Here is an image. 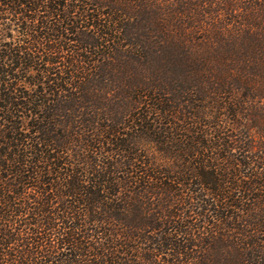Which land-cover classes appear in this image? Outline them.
<instances>
[{"label":"trees","instance_id":"1","mask_svg":"<svg viewBox=\"0 0 264 264\" xmlns=\"http://www.w3.org/2000/svg\"><path fill=\"white\" fill-rule=\"evenodd\" d=\"M12 16L80 47L48 102L0 95L48 107L34 142L0 126V264H264V0H0Z\"/></svg>","mask_w":264,"mask_h":264},{"label":"rangeland","instance_id":"2","mask_svg":"<svg viewBox=\"0 0 264 264\" xmlns=\"http://www.w3.org/2000/svg\"><path fill=\"white\" fill-rule=\"evenodd\" d=\"M56 21L55 19H52ZM39 22V21H36ZM39 33L36 35H41L40 29ZM33 31H35L33 29ZM43 32H48L50 29H42ZM46 44L53 45L57 47H65L69 46L73 51H67L66 48H63L60 55V62L56 64H52L47 62V56L49 51H37L36 48L39 46L43 48ZM80 47V43L71 38L64 37H53L52 39L46 40L45 38L40 39H31L25 30L21 29L18 24L15 22V18L7 17L0 21V95H6L10 98V102L13 103L12 106L18 105V103L36 101L40 103V99L46 100L50 98L51 90L49 89V85L45 83L50 78H57V74L62 72L64 74L67 63V58L71 55L76 54V48ZM11 48L16 49V52L21 50V52H29L31 55L35 56V60L26 65V64H18L12 63L10 58H6V54L11 52ZM81 51V50H80ZM79 51V52H80ZM10 71L9 73H4L3 71ZM56 73L51 74L50 73ZM51 76V77H49ZM70 80L67 81L65 86L68 89H75V85L70 84ZM77 82V80H75ZM74 86V87H73ZM53 95V92L52 94ZM64 95H68V91H64ZM9 105V101L6 102L4 100L0 101V126L1 129L7 128L10 129L14 125H19L21 133L25 135H29L30 142H34L33 139L39 140V133L34 134L35 125H40L42 118L47 114L48 107L38 108L37 114L32 113L31 111L21 109L18 111L16 109L15 113L11 115V111H9V107H5ZM10 106V105H9ZM136 115V113H133ZM13 116L14 118L10 121H7L6 116ZM16 115V116H15ZM126 120H124L125 122ZM137 120L126 121L125 125L132 126L138 125ZM132 135L139 137V133L136 131H132V129H128ZM148 139V138H146ZM145 138H134L132 141L135 145L137 143H147L151 145L150 141H147ZM150 140V139H149ZM113 144L108 145L109 148L113 147Z\"/></svg>","mask_w":264,"mask_h":264}]
</instances>
